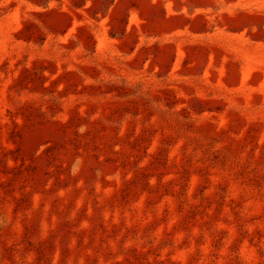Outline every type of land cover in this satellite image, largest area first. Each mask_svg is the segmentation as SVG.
I'll return each mask as SVG.
<instances>
[{
    "label": "rangeland",
    "instance_id": "374dc122",
    "mask_svg": "<svg viewBox=\"0 0 264 264\" xmlns=\"http://www.w3.org/2000/svg\"><path fill=\"white\" fill-rule=\"evenodd\" d=\"M0 264H264V0H0Z\"/></svg>",
    "mask_w": 264,
    "mask_h": 264
}]
</instances>
